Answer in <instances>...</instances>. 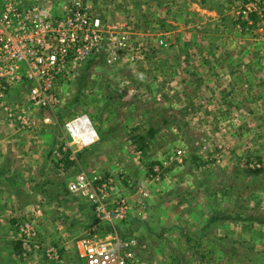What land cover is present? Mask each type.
Here are the masks:
<instances>
[{"label": "rangeland", "instance_id": "374dc122", "mask_svg": "<svg viewBox=\"0 0 264 264\" xmlns=\"http://www.w3.org/2000/svg\"><path fill=\"white\" fill-rule=\"evenodd\" d=\"M222 1L224 2V0ZM228 2H230L228 6H230L232 13L237 12L236 16L239 19V28L235 27V30H231L229 36L242 46L239 48V53L246 56V59L248 56L253 55L260 58L259 68L252 69L246 63L243 69L245 72L258 70L254 80L255 82L261 81L260 87L264 95V0H227ZM89 3L100 12L104 22L120 25L115 36L118 37L121 33L127 36L128 47L123 52H117L120 55L111 64L106 62L107 56L111 54L109 50L89 62L90 65H86L87 67L83 66L78 71H75L76 68L72 67V70L65 73L56 85L60 104L54 111H46L45 113L48 115L54 113L53 120L55 123L63 124V118L60 117L61 119L57 118L56 120L55 114L59 107L62 108L63 103L71 104L72 102L71 110L66 117L68 116L71 119L83 114L86 102L80 101L83 99L84 93L92 94L90 90L93 91L92 89L95 86L102 88L101 90L104 93H109L108 91L112 90L117 91V93L122 92V89H126L128 85V74L130 73L133 75L142 73L143 76L152 77L151 80L154 83L151 84L149 80L146 83L147 87L151 88L150 92L152 90L156 93L158 90L159 94L153 95L151 93L152 95L147 94L146 97H130L132 94L128 95V92H124L126 94L113 96V99H110L116 109L115 114H113L115 115L114 120L117 122L121 120L122 126L121 128L100 126L102 134L108 129H112L111 132L117 131V134H114L110 140L102 141L98 145V152L94 156L97 165L94 164L95 162L92 163L90 159L81 157L83 166L79 168L77 165L74 166L76 167L74 170L76 173L73 177L67 178L66 188L67 184L75 179L80 170L103 175L105 171L100 169L110 164L121 167L123 171L125 169L128 171L119 172L120 170H118L115 175L105 174L111 175L116 180V185L118 182L121 187L128 190V194L124 195L128 200V215L125 220L115 225V227L119 233L128 235V242L131 239L135 240V245L133 247L129 246V250L135 253L138 264L139 262H143V264H264V189H261L264 188V173L258 176H254L253 173H245V182L249 185L248 191L256 187L262 193L260 197H257L260 202L241 203L240 198H238L237 205L240 204V206L237 209L231 208L232 200L228 198V195L232 192H227L228 189L225 186L226 183H229L226 178V170H224L226 158L224 154L222 155L221 152L216 151L222 140L220 137L212 138L209 135L212 133V129L194 126L195 123L200 125V123L208 120L215 125L208 126L213 127V130L220 134L222 127L220 129L217 122H221L224 116H229V113L222 111L219 93L198 97V99L201 98L205 102L201 104L198 113L179 111L178 106L174 104V95L172 94L174 64L172 62L157 64L160 56L169 61L172 60V52L167 49L159 52L153 42L155 40L157 44L160 37H157L156 33L145 30L146 27H154L153 24L157 23V19L162 17V13L168 15L172 9L177 8L180 1L89 0ZM208 3L211 4L212 0H209ZM170 18L169 15L165 16L164 19L168 25L172 26ZM145 32H149L148 36L144 34ZM110 35L114 36V33L110 32ZM167 35L168 38H171L170 41L168 39L164 41L166 37L160 38L161 41L165 42V46L173 41L172 34L168 33ZM240 36L242 38L245 36L247 38L251 37L255 45L253 46L250 42L246 45L240 39ZM130 57H133L135 59L133 62L136 63L131 65ZM146 58H149L148 60L156 59V61L147 63L145 62ZM96 71L97 74H95ZM80 72L86 73V80H83L85 82L84 86H82L83 83L81 85ZM93 74L95 75L93 76ZM99 76L101 80L99 82L95 81L94 78ZM131 83L137 85L136 80H130L129 84ZM19 85L23 88L28 87L27 83ZM77 86L81 87L78 95L76 93ZM76 95L79 97V101L75 99ZM263 95L261 96L262 106L264 104ZM239 97L247 99L250 98V95L243 94ZM97 102H99V107H102V112H95L97 118L93 120H100L99 122L102 125L103 123H110V121L104 122L102 120L104 117L105 119L110 118V113L105 112V106L107 105L103 106L106 97H100ZM135 105L139 106L138 110L135 109ZM261 110L255 112V115L263 121L264 108L262 107ZM4 111L5 113L8 112V110ZM1 118H3V115H0ZM163 120L167 122L162 123ZM152 130L153 132L150 133ZM63 134L64 130L63 133L59 132L56 137H61ZM97 134L99 140V133L97 132ZM136 135H138V138ZM140 137L144 138L146 153H142V149L139 148ZM98 140L87 148H94ZM73 150L75 152L74 156H77L76 153L79 149L74 147ZM177 151H180V153L178 154ZM211 155L214 160H209L212 158ZM69 161L65 156L64 166L60 168L57 164V168L63 172L62 174L68 169ZM75 163L77 162L75 161ZM261 166L260 162L254 160L244 168L250 170L256 167L261 168ZM132 172H135L136 175ZM229 178L231 179V177ZM162 183L167 185L166 187L170 190L168 192L166 190L167 193L160 195L158 193L162 191ZM138 185L146 192L145 197L138 195ZM240 185L244 186L245 183L241 181ZM171 187L174 189L171 190ZM170 194L174 196L171 197ZM241 194L243 193H240V196ZM245 196L251 198V193L248 192ZM74 197L76 198V196ZM168 197L173 199L175 204L181 205V209L186 212V217H190L196 223L203 218L214 217L216 220L205 225L206 232L203 230L199 232V225L202 226L201 223L194 225L190 223V220L182 218L181 215L179 216L178 209L163 204L168 203ZM157 198H160V200H157ZM77 199L86 202L83 198L77 197ZM194 200L196 201L191 205L190 203ZM154 204H158L157 207ZM49 209L53 210L50 212L54 216L52 221H57L53 227L57 236L52 234V231L48 232L45 225L40 228L34 225L37 233V241H34L38 245L42 244L43 249H31L24 254L21 226L26 218L32 219L24 214V216L18 217L17 222H15L17 238L13 231L12 235H7L6 241L0 242V264H85L83 257L79 256L81 259L76 257L74 247H76V241L81 238V234L87 232L91 227V223L92 225L94 223L84 221L80 224L81 218H78L79 223H74V228L71 227L70 229L73 235L67 240H63L60 232L66 229L67 222L72 221L73 217L69 216V221L61 220L59 210L53 209L52 206ZM69 210L74 211V207H70ZM87 215L82 218L85 219L91 216L90 214ZM92 215L93 220H95L93 212ZM237 216L248 219L241 221V219L236 218ZM47 226H50V224H47ZM104 227L98 228L96 232L102 235L105 232H110L107 225ZM168 227L171 229H168ZM180 227L183 236L177 229ZM192 231H195L194 235L197 236L195 241L191 239L192 234L190 233ZM48 243L56 245L53 248H57V259L49 258L46 255L45 249L52 247ZM199 253L203 255V258L198 256Z\"/></svg>", "mask_w": 264, "mask_h": 264}, {"label": "crops", "instance_id": "0c3cea01", "mask_svg": "<svg viewBox=\"0 0 264 264\" xmlns=\"http://www.w3.org/2000/svg\"><path fill=\"white\" fill-rule=\"evenodd\" d=\"M179 1V6L172 9L168 15L162 13V17L158 18L156 21L157 23L153 24L154 27L149 26L145 28L147 31L149 30L152 33H156L157 37H166L164 41H167V39L170 41L171 38H168L167 34H172L173 41L168 46L160 44V38L157 44L154 40L153 44L156 45V49L158 48L157 50H159V52L164 51V49L172 52V60L169 61L160 56L158 57L157 64H167L168 62L174 64L173 67L175 71L173 75L172 94L174 95V104L178 106L179 111L198 113L202 106L201 104L205 103L201 98L198 99V97H206L209 94L219 93L221 97L220 105L223 109L221 110L224 111V113H229V116L226 115L221 122H217V126H220V129L222 127L220 134H218L216 130H213L211 126L215 125L208 120L200 123V125H196L195 123L194 126L210 128L212 129V133L210 132L211 134L209 135L212 138L216 136L220 137L222 140L219 143L220 147L216 151L221 152L222 155L224 154L226 158L224 170H226V178L229 180V183H226L225 186H227V192H232V194L229 193L228 195V198L232 200L230 207L237 209V207L240 206V204L237 205L238 198H240L239 200L241 203L247 202V204H251L253 201L259 203L260 200H257V197H260L262 193L259 192L260 190L258 188L253 186V189L248 191L249 185L245 182V173H253L254 176L264 173V120L262 121L260 117L258 118V116L255 115V112L262 111V107L264 108V104L262 106L261 103L263 92L260 87L261 81L255 82L254 80L258 70L245 72L243 68L246 63L252 69L259 68L260 58L257 55H253L251 57L248 56L246 59V56L239 53V48L242 47L239 42L230 38L229 32L235 30V27L239 28V19L236 16L237 12H235V14L232 13L230 6H228L230 2L227 3V0H224V2L222 0H212V3L209 4V0ZM169 15L173 24L172 26L168 25L164 19L165 16ZM148 33L149 32H145L144 34L148 36ZM240 39H242L245 44L250 42L253 46L255 45L251 37L247 38L245 36L242 38L240 36ZM148 59L149 58H146L145 62L156 61V59ZM133 61H135V59ZM133 61L130 62L131 65L136 63ZM89 65L88 63L87 66ZM71 68H69L67 73L72 70ZM80 68L81 67H77L74 70L78 71ZM95 74H97V71ZM95 74H93V76ZM80 75L81 85L83 83L82 86H84L85 82L83 80H86V73L80 72ZM151 79L152 77L148 78L143 76L142 73L139 75L130 73L128 74V85L126 89H122V92L117 93V91L112 90L108 91L109 93H104L101 90L102 88L95 86L92 89L93 91L90 90L92 94H83L84 97L80 101L86 102V107L83 108L85 110L83 114L89 117L100 137L94 148H84L77 151V156L75 155L72 160L69 161L68 169L65 170L66 172L64 174L57 168L51 156V149L56 136L59 132L63 133V124L70 119V117L68 118L66 115H68V112L71 110L72 102L71 104L63 103L61 105L62 108L59 107L55 113L56 120L60 117L63 118V124L55 123L53 120L54 113L48 115L45 113L46 111L32 110L28 114L32 124L28 127L17 120L16 116L10 115L9 111L7 113L4 111L6 110L4 109L5 104H8L12 109L15 105H27L29 100L28 89L19 85L9 90V93L6 95L7 99H4V102L0 100V115H3V118L0 119V242L6 241L7 235H12L13 231L17 238L18 234L15 228V222H17L16 219L18 217H22L24 214H26V217H31L33 224L38 228L45 225L48 232L52 231V234L56 235L55 228L53 227L54 223H57V221H52L54 216L50 214V212L53 211L49 209L50 206L55 210H59L58 213L61 216V220L69 221V216L73 217L72 221L70 220V222H67L68 226L66 229L60 232L63 240H67L73 235L70 229L71 227L74 228V223L78 224L80 222V224H82L84 221L87 223H94L95 220H93L91 207L86 202L70 195L66 190L67 178L73 177L76 173L74 172L76 168L74 167L75 165H77L78 168L83 166V164H81V157L90 159L92 163L95 162L94 164L97 165L98 163L97 160H94V156L98 152V145H100L102 141L110 140L114 134H117L115 130L111 132L112 129H108V131L102 134L100 126H116V128H121V120H118V122L114 120L115 115L113 114H115L114 112L116 109L110 99H113V96L126 94L124 92H128V95L132 94L130 97H146L147 94L152 95L151 93H153V95H158V90L156 93L152 90L150 92L151 88L147 87L146 83L149 80L151 84L154 83ZM94 80L99 82L101 77H95ZM130 80H136L137 85H132V83L129 84ZM80 88L81 87L77 86V95ZM243 94H249L250 98H240L239 95ZM104 96L106 97V102L103 106L107 105L105 106V112L110 113V118L105 119L103 115L104 118L102 120H104V122L110 121V123H103L102 125V123L99 122L100 120L93 119L97 118L95 112L99 111L98 113H100L102 110L97 100ZM75 99L78 101L80 100L78 96ZM138 103L141 104L139 101ZM135 107L134 108L138 110L139 106L135 105ZM166 122V120L162 121V123ZM208 125L211 126L209 127ZM195 132L197 131L195 130ZM74 160L78 164L75 163ZM209 160H214V157L212 156ZM254 160L262 164L261 168L256 167L250 170L244 168V166L247 167L248 163ZM256 169L257 172L254 173ZM100 170L105 171L107 174L114 175L118 170H120L119 172H128L126 169L123 171L121 167L110 164H108V166H103ZM132 173L136 175L135 172ZM229 177H231V179ZM254 180L256 179L254 178ZM241 181L245 183L244 186L240 185ZM116 186V191L118 193L123 195L128 194V190L121 187L118 182ZM166 186L167 185L162 183V191L158 194L162 195L166 190L168 192L170 188ZM173 189L174 188L171 187V190ZM261 189L263 190L264 188ZM248 192L251 193V198L245 196ZM240 193L243 194L240 196ZM169 196L173 197L174 195L170 194ZM168 198V203L163 204L173 209H178V215L190 220V223L194 225H199L198 223H201L202 226L199 225V232L202 230L205 231V225L216 220L214 217L208 219L203 218L196 223L190 217H186V212L181 209V205L175 204L173 199H170V197ZM157 200H160V198H157ZM195 201L196 200L190 204L192 205ZM158 202L162 205L160 201ZM157 205L158 204H154L156 207ZM70 207H74V211L69 210ZM87 214L91 216L83 219L82 217L85 215L88 216ZM78 218H81L80 220L82 222L79 221ZM238 219L246 221L248 218L242 219L239 217ZM47 224H50V226H47ZM168 229L171 228L168 227ZM177 229L183 236L181 227ZM47 230L45 231L47 232ZM190 234H192L191 239L195 241L197 238V236L194 235L195 231H192ZM48 245L56 246L52 243H48ZM74 248L76 257L81 256L79 243L77 245V241L76 247ZM55 249L57 248L55 247ZM168 254L170 255L169 250ZM198 256L203 258L201 253H199ZM79 258L81 259V257Z\"/></svg>", "mask_w": 264, "mask_h": 264}, {"label": "built area", "instance_id": "2783aa9c", "mask_svg": "<svg viewBox=\"0 0 264 264\" xmlns=\"http://www.w3.org/2000/svg\"><path fill=\"white\" fill-rule=\"evenodd\" d=\"M89 4V0H0V100L7 99L12 87L28 84L27 105H15L13 109L4 105L23 125L31 126L28 114L32 110L52 112L57 108L60 97L56 85L69 68L86 66L109 50L106 61L111 64L118 59L117 52L127 49V36H115L120 25L104 22L100 12ZM63 130V136L55 138L51 149L60 168L65 156L72 160L74 147L87 148L98 140L85 114L67 120ZM115 187L116 180L111 175L84 170L67 184V191L83 198L95 214L94 224L77 241L85 264H138L135 253L129 250L135 240L128 242V235L115 227L129 212L128 200ZM137 191L139 196H146L140 185ZM105 225L110 232L98 234L96 230ZM21 232L24 254L43 249L34 241L37 233L30 218L24 220ZM45 253L49 258L58 257L53 246Z\"/></svg>", "mask_w": 264, "mask_h": 264}, {"label": "trees", "instance_id": "16d2710c", "mask_svg": "<svg viewBox=\"0 0 264 264\" xmlns=\"http://www.w3.org/2000/svg\"><path fill=\"white\" fill-rule=\"evenodd\" d=\"M153 132V130L150 132V133H152ZM136 137L138 138V135H136ZM140 142L138 143V145H139V148L140 149H142V153H146V145H145V141H144V138L143 137H140ZM257 172V169L255 170V172L254 173H256ZM236 218H239L238 216L236 217Z\"/></svg>", "mask_w": 264, "mask_h": 264}]
</instances>
